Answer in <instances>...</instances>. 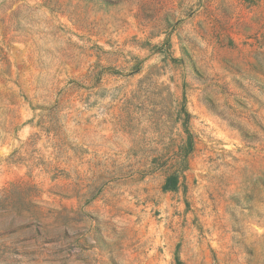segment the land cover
<instances>
[{
	"label": "rangeland",
	"instance_id": "obj_1",
	"mask_svg": "<svg viewBox=\"0 0 264 264\" xmlns=\"http://www.w3.org/2000/svg\"><path fill=\"white\" fill-rule=\"evenodd\" d=\"M0 264H264V0H0Z\"/></svg>",
	"mask_w": 264,
	"mask_h": 264
}]
</instances>
